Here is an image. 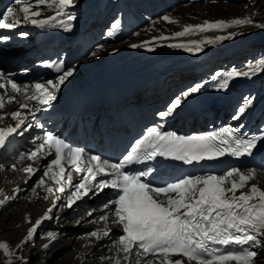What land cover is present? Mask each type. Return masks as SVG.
Returning a JSON list of instances; mask_svg holds the SVG:
<instances>
[{
	"label": "snow or ice",
	"instance_id": "1",
	"mask_svg": "<svg viewBox=\"0 0 264 264\" xmlns=\"http://www.w3.org/2000/svg\"><path fill=\"white\" fill-rule=\"evenodd\" d=\"M15 4L19 7H9L0 18V28L12 29L21 23H30L36 28L45 29L53 27L51 22L57 21L58 17H67L69 21L75 19L74 15L68 11L75 6L74 0H35V2L15 0ZM41 6L54 11L55 15L41 18L43 17ZM162 19L168 23H178L169 16H164ZM60 23L65 31L71 30L70 24L63 20ZM118 24L119 21H116L112 28L115 29ZM234 26L264 28V24L255 23L251 17H246L231 21H204L199 25H185L183 30L174 33V36L184 37L194 32ZM108 35L112 36L114 33L110 31ZM230 38H232L231 35L216 36L215 40L223 41ZM159 39L167 40L169 37ZM206 42L214 43L212 40ZM149 43L145 41L143 44H132L131 47H145ZM201 43L203 42L192 41L197 51L201 50ZM168 46L186 47L179 44ZM147 50L153 51V48L148 47ZM247 67L252 70V74L257 68L264 70V58L258 60L255 65L249 64ZM56 71L62 72L57 81L49 80L46 83H36L32 86L35 93L27 96L29 101L35 100L40 105L47 106L56 99V92L74 74V69L63 70V66L60 65L56 67ZM220 75L221 73H216V76ZM227 75L228 79L219 85L222 89L228 87L231 78L249 76V72L233 70ZM0 80H6V83H0V89H6L7 85H10L12 93L17 94H8L7 97L0 95V109L5 107L6 98L8 103L15 101L20 104V108L28 109V104L20 102L17 98L28 86H21L7 79L2 72H0ZM198 88L199 86L193 87L190 91L183 93L184 98L197 92ZM181 103V99L177 98L168 111L158 114L159 117L162 120L166 119ZM251 103L252 101L247 99L245 105L239 108V114H243ZM10 115L13 120H18V123L15 127L0 128V147H5L6 138L17 133V129H21L25 124V119L21 118V111H13ZM233 118L238 119L239 116ZM3 119L4 117L0 116V120ZM160 127L148 128L143 137L135 142L131 151L118 163L102 160L98 155H91L89 163L84 167L82 166L84 165L83 157L88 155L84 149L71 146L51 132H46L42 138H36L42 142L28 155V159H38L41 150L46 149L47 155H52L54 152V158L44 168L43 175L50 176L56 185H61L62 181L69 186L72 185V177L67 174L64 166L65 161L74 168L75 172L87 173L82 176L80 183L75 184V190L66 204L68 208H71L81 196H88L93 189L97 193L109 187L115 190V198L104 204L103 208L111 211L114 217L112 222L121 227L122 234L111 245V249L116 250L115 255L102 256L101 260H109L113 264H231V262L259 264L260 254L253 249L264 247V188L253 183L258 179L255 169L244 172L233 168L222 175L209 173L187 176L160 186L154 185L147 179L154 169L133 170V166L157 157H169L191 164L205 159L218 158L226 152L234 156L250 155L257 141L264 139V136L242 138L237 135L240 128H224L221 132L208 135L177 136L171 132L161 131ZM23 130L18 134L23 135ZM12 167L16 170L15 164ZM53 168L59 171L54 172ZM23 171L34 174L36 169L28 166ZM99 174L109 179L97 181ZM85 181L89 186H86ZM43 185L45 181L41 178L37 182V187ZM64 190L63 186L55 189L61 193ZM13 191L16 192L18 189H13ZM32 191L35 193L36 187H33ZM46 191L51 193L54 189L46 187ZM0 196L4 197L0 200V207L4 206L6 200L10 201L15 198L5 195L2 190H0ZM51 212L52 208H49L42 218L35 221L22 244L33 240L42 221L51 219L48 215ZM92 214V211L87 213L88 216ZM98 219L108 222L110 217L101 215ZM89 222L96 223L97 221ZM88 235L100 239L101 235L108 237L110 233L105 229L102 233L93 231ZM47 238L50 241L55 240L56 234L49 232ZM213 245L225 248L229 245H236L240 250L220 251ZM21 246L17 245V247ZM43 247L47 249L48 244ZM0 253L6 258L3 264H14L13 258L22 261V264H27L23 257L16 255L12 246L7 242L0 241Z\"/></svg>",
	"mask_w": 264,
	"mask_h": 264
},
{
	"label": "bare ground",
	"instance_id": "2",
	"mask_svg": "<svg viewBox=\"0 0 264 264\" xmlns=\"http://www.w3.org/2000/svg\"><path fill=\"white\" fill-rule=\"evenodd\" d=\"M75 6L68 9L75 19L67 20V17H58L57 21L51 22L54 26L50 27L57 33H61L62 36H69L72 33L80 34L84 29H90V27H96L95 33L99 36L104 30L111 26L112 19L115 14L109 17L106 15V5L104 0H74ZM168 7H160V14L163 9ZM176 4H171V8H175ZM156 9H159L158 7ZM170 9V8H169ZM48 12H43V17L55 15L54 11L47 10ZM185 12V11H184ZM158 14L155 13L154 16ZM63 20L65 23L71 25L70 31H65L64 26L60 23ZM115 29L112 27L110 31L114 33L110 39H103L100 43H94L87 37V31H84V37L79 38L87 43L88 48L94 49L96 45V50L93 52L95 55H90L87 58V53L81 58H76L71 60V69H74V74L69 77L63 85L60 86L58 92H56V100L60 96L59 93L65 91L66 88L73 85L77 81L86 78V83L93 86L98 81H107V84L113 85L114 82H121L119 80L117 73H125L126 78L122 81L123 88H135L137 91H147L143 97V106L146 107V103L149 108L142 109L139 112H132L134 116V124L137 128H140L142 123L151 121L153 119L150 117V113H160L168 111L170 105L177 99L180 98L182 103L178 108L173 110L171 114L166 119H161L158 114L154 115L155 119L163 124V126H171L176 123L178 117L177 113L181 110V106L186 98H184L183 93L190 91L193 87H202L205 84H211V88L218 91V98L215 103H220L222 105H227V108L222 114H219L221 119L232 120L234 116L241 117L243 114H239L238 110L240 107L244 106L247 99L253 101L257 94L261 92L264 87V71L257 68L254 74L247 66L228 64L229 62V44L226 43H207L206 41L212 40L211 38H203L195 41H201L199 51L196 50L192 41L178 42L169 41L164 39H159L160 37H167L162 34L158 38H153L151 36H146L143 39L136 40L133 42L127 41L128 34L125 32V22L122 20ZM116 23V22H115ZM28 25V23H25ZM252 28V27H251ZM251 31V30H249ZM153 34V33H152ZM238 35H241L238 34ZM255 34L250 35L252 37ZM248 38V36L246 37ZM98 39V38H97ZM244 39V38H243ZM111 41L113 45L123 43L118 48H108V42ZM145 41L150 43L145 47L132 48V44H143ZM213 41V40H212ZM227 43H230L229 41ZM185 45L186 47H169L168 45ZM153 48V51H148L147 48ZM188 49V50H186ZM89 51V50H88ZM51 55H58L57 52L51 51ZM17 58L18 55L14 54ZM94 58V60H92ZM229 59V60H227ZM92 60V61H87ZM228 62H222V61ZM216 64L218 66L216 67ZM225 65H230L234 67H226ZM247 68H241V67ZM26 67L23 66L22 68ZM221 68V69H220ZM125 69V70H122ZM213 69V70H211ZM219 69V70H218ZM122 70V71H121ZM215 70V71H214ZM233 70L238 72H249V76L233 77L229 80L228 87L222 89L219 85L228 79V73ZM261 71V72H260ZM221 73L220 76H216V73ZM260 72V73H259ZM104 73L103 75H99ZM259 73V74H258ZM215 76V79L213 77ZM34 80H42V83H46L49 80L57 81L58 79H47L41 76L32 75ZM99 78L98 80L96 78ZM22 81V78H19ZM160 82H164V91L158 89L161 85ZM247 82L248 85L243 83ZM148 84L156 85L155 89H146ZM254 87V92H253ZM249 89V93L253 94L250 97L248 95L243 96V92ZM160 91V93H155V91ZM35 93L34 90L29 91L25 95H18V100L22 103H27L32 105L33 110L21 111L23 119H25V124L21 129L23 133L30 130L33 125H42V119L39 117V112H44L49 109L54 104L51 101L49 105H40L38 101H29L27 96L29 94ZM171 93V94H170ZM245 95V94H244ZM162 100L159 102V98ZM155 103V105H153ZM156 103H159L156 105ZM18 103L8 104L2 116L5 118L7 113L12 109L14 111H19ZM249 106V105H248ZM247 106V108H248ZM124 108V107H123ZM133 108H138L133 107ZM246 108V109H247ZM207 118L205 115L203 120ZM202 120V121H203ZM18 120H13L11 115L6 119L1 120V126H16ZM31 125V127H28ZM27 145L32 147V143L28 142ZM13 159V154L7 151L2 160H0V190L4 192L7 196L17 197L20 190L17 188L19 181L14 172L6 170L1 172L3 168V163H9ZM237 169V168H236ZM58 172V171H54ZM246 172V171H244ZM258 179L253 181L257 183L260 187L264 188V173H256ZM32 176L25 174L23 179L25 181L31 179ZM43 178L45 185H43V190H38L35 193L30 191L27 196L13 206L10 207L12 200L5 201L3 206V211L0 213V241L7 242L12 246L16 255L23 257L26 261L32 255L42 256L39 261L40 264H50V261L56 257H59L56 264H113L109 260H101L102 256H113L116 250L111 249V245L115 241L114 237L105 239L102 235L100 239L91 237L88 234L93 231H99L105 223H99V217L101 215H109L112 218V213L108 209H104L103 205L108 203V197L104 193L99 191L96 193L90 202L87 201L86 196H81L79 200L71 207L66 206L71 193L75 190V183L72 182L71 186H64V192L55 191V194L51 196V201L48 205L44 206L43 200L46 195V187L54 186L55 188L61 185H56L55 182L50 179V177H42L36 175L30 184V188L36 187L37 182ZM64 183V181H62ZM61 183V184H62ZM68 187V188H67ZM37 188V187H36ZM13 189H18L14 192ZM0 200H3V196H0ZM49 208H52V212L48 213L51 216L50 221L43 220L38 226L39 229L34 235L33 240L27 243L31 244L33 241L42 236V244L36 248L28 249L25 246L26 243L22 242L27 237L29 229L35 224L37 219L42 218ZM92 211V216H88L87 213ZM27 218V219H26ZM114 218V217H113ZM97 221L96 223H90L89 221ZM32 222V226L28 227V224ZM56 221V226H53V222ZM79 221V223H77ZM48 228V229H47ZM108 228H112L109 225ZM11 229L9 232H7ZM7 232L3 235V233ZM52 232L56 234L55 240H49L47 238V233ZM66 233V235H64ZM63 240V245H58L57 242ZM35 244V243H34ZM48 244L45 249L43 245ZM17 245H22L17 247ZM31 247V246H30ZM33 247V246H32ZM111 249V250H110ZM31 251V252H30ZM33 251V252H32ZM257 252L260 254L258 257L259 264H264V247H260ZM2 253H0V264L5 261ZM14 259V264H22V261Z\"/></svg>",
	"mask_w": 264,
	"mask_h": 264
},
{
	"label": "rangeland",
	"instance_id": "3",
	"mask_svg": "<svg viewBox=\"0 0 264 264\" xmlns=\"http://www.w3.org/2000/svg\"><path fill=\"white\" fill-rule=\"evenodd\" d=\"M106 5V11L116 10L115 17L112 19L114 24L119 17L120 11L125 14V18L129 17L130 22L127 28L129 35L127 41L133 42L145 38L146 36H151L153 38L160 37L159 35H166L169 37V41H195L203 38H211L216 44L217 43H226L229 44V62L228 64L240 65L243 63V66H248L249 64L255 65L258 60L264 58V28H256L251 26L245 27H232L229 30L218 31L215 33H206L212 30L210 29L204 33L199 32L200 34L194 32L192 34L186 35L184 37H175L174 33L180 32L183 30L185 25H199L203 24L204 21H231L233 19H244L246 17H251L255 23L264 24V0H104ZM165 4L168 6L163 9V14L160 15V7H165ZM171 4H176L175 8H171ZM159 9H156V8ZM170 8V9H169ZM48 10L47 8H45ZM185 11V12H184ZM155 13L158 16H154ZM160 15V16H159ZM154 16V18H153ZM164 16H169L174 18L178 23H168L162 19ZM111 26H108L107 29L99 37L95 34V29H92L88 32L90 34L89 39L97 42L102 41L101 39L108 38V31ZM251 30V31H249ZM153 33V34H152ZM241 35H238L240 34ZM234 34V35H233ZM253 35L250 37V35ZM232 36L230 39H225L223 41H216V36ZM248 36V38H246ZM98 38V39H97ZM244 38V39H243ZM230 43H227V42ZM121 44L119 43L113 45L111 41L108 42V45L105 46V49L108 48H118ZM96 49H94L95 51ZM236 51L237 53H234ZM239 51H241L239 53ZM92 53H87V58L90 57ZM93 55V54H92ZM235 55V56H232ZM232 57V58H231ZM94 60V58L92 59ZM87 60V61H92ZM226 67H234L230 65H225ZM241 67V66H236ZM247 68V67H241ZM221 69V68H220ZM213 70V69H211ZM219 70V69H218ZM215 71V70H214ZM264 71V70H261ZM260 71V72H261ZM259 72V73H260ZM258 73V74H259ZM248 85L247 82L243 83ZM254 92V87H253ZM250 93L247 97H250ZM249 93L248 89L244 91V94ZM55 226V224H53ZM48 229V228H47ZM9 229L7 232H9ZM7 232L3 233L6 234ZM66 235V233L64 234ZM42 237H39L35 240V244H28L26 247L28 249H33L42 244ZM58 245H63L64 241L61 240L57 242ZM31 246V247H30ZM33 246V247H32ZM50 248V246L48 245ZM31 252V251H30ZM33 252V251H32ZM42 256L32 255L29 259L26 260L27 264H40ZM59 257H56L50 261V264H56ZM42 261V260H41Z\"/></svg>",
	"mask_w": 264,
	"mask_h": 264
}]
</instances>
